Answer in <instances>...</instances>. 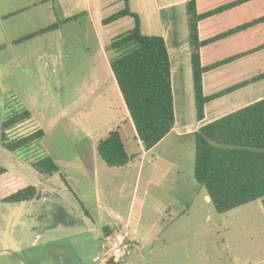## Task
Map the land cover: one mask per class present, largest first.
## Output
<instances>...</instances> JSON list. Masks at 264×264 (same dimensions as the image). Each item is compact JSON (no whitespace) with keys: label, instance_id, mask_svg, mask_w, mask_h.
Instances as JSON below:
<instances>
[{"label":"rangeland","instance_id":"rangeland-1","mask_svg":"<svg viewBox=\"0 0 264 264\" xmlns=\"http://www.w3.org/2000/svg\"><path fill=\"white\" fill-rule=\"evenodd\" d=\"M172 14L176 25L180 16ZM87 36L60 46L45 37L38 46L51 57L43 60L29 43L31 55L20 66L0 36V132L23 110L29 117L3 132L6 142L43 132L14 151L0 138V168L17 179L7 177V190L22 181L39 192L21 206L0 203V264H114L107 255L114 233L127 245L115 264H264L261 200L218 213L193 177L190 72L183 65L171 75L175 117L185 130L141 155L115 81ZM116 127L125 150L139 155L109 167L95 144ZM44 156L58 172L33 169Z\"/></svg>","mask_w":264,"mask_h":264},{"label":"trees","instance_id":"trees-1","mask_svg":"<svg viewBox=\"0 0 264 264\" xmlns=\"http://www.w3.org/2000/svg\"><path fill=\"white\" fill-rule=\"evenodd\" d=\"M241 1L245 0H236L230 5ZM184 8L195 119L201 122L204 119V107L208 102L247 83L264 78V72L249 80L205 95L202 75L230 61L233 57L202 65L200 49L249 25H255L261 19L221 35L200 40L198 22L222 10L223 7L197 13L196 0H185ZM124 16L132 18L133 26L112 38L105 49L117 53L110 58L109 68L132 124L134 138L139 141L142 149L147 151L162 140L174 126L169 57L162 36L144 35L140 32L139 18L136 13L129 10L127 0H123L122 9L104 18L102 23L107 24ZM65 21L55 22L19 38L18 41L56 29ZM263 46L264 44L260 47ZM28 117L29 113L23 110L1 124L0 138L4 148L14 151L42 136L43 132L38 129L26 136L6 142L3 132ZM119 129L120 127H116L110 130L95 144L97 155L109 167L124 166L139 155L125 150ZM192 135L193 177L204 189L213 209L218 213H224L260 199L264 212V97L200 125ZM31 166L43 175H52L59 171L48 156L33 162ZM60 178L64 184H67L61 174ZM38 196V190L34 186L27 185L3 198L2 202L20 203L36 199Z\"/></svg>","mask_w":264,"mask_h":264},{"label":"crops","instance_id":"crops-1","mask_svg":"<svg viewBox=\"0 0 264 264\" xmlns=\"http://www.w3.org/2000/svg\"><path fill=\"white\" fill-rule=\"evenodd\" d=\"M127 1L129 10L136 13L139 18L140 32L144 35L154 34L163 37L169 57L170 74L177 72V69L184 65V68L191 75L184 8L185 0ZM235 1L196 0L197 13H204L223 7L222 10L198 22L197 29L200 40L221 35L242 25L251 24L256 19H261L255 25H249L200 49L202 65H209L233 57L230 61L202 75V87L205 95L249 80L253 76L264 72V46L260 47L264 44V0H245L230 5V3ZM122 8L123 0H0V36L3 38L2 46L8 49L10 57L17 66H20L28 58V55H31V52H28L30 50L29 43H33L32 54H34L35 60H43L45 55L46 58L51 57L42 47L39 48L38 46L45 37L51 40L54 39L55 44L60 46L61 42L70 43L75 41V38L80 41H86L88 31H90L96 42L97 55L101 57L103 65L110 72L112 79H114L109 68V60L115 55H109L105 46L112 38L129 30L133 26V20L129 16L121 17L107 24H103L102 20ZM174 10L180 16L177 26L173 24L172 20V11ZM61 20L66 21L62 22L56 29L24 41H18L19 38L27 34ZM175 26L176 28H174ZM41 62L43 65L45 64V62ZM36 65L39 64L37 63ZM263 97L264 78L247 83L208 102L204 107V119L201 122L195 121L197 126L194 129ZM208 105L211 111L207 114L206 108ZM207 117L208 119H206ZM174 118V126L167 135L176 131L180 133L185 130L184 126H179L175 113ZM130 125L132 127L131 122ZM136 142L142 153L141 155L146 153L139 141L136 140ZM8 176L10 174L5 168L1 167V204H4L2 202L3 198L27 186V183L20 181L18 187L7 190L8 182L10 181L7 178ZM10 177L13 178L12 176ZM13 179L17 180L16 178ZM33 200L25 202L31 203ZM25 202L13 204L21 206Z\"/></svg>","mask_w":264,"mask_h":264},{"label":"built area","instance_id":"built-area-1","mask_svg":"<svg viewBox=\"0 0 264 264\" xmlns=\"http://www.w3.org/2000/svg\"><path fill=\"white\" fill-rule=\"evenodd\" d=\"M126 249L125 235L114 233L111 246L107 253L108 261H111V263L114 264L122 262L125 257Z\"/></svg>","mask_w":264,"mask_h":264}]
</instances>
